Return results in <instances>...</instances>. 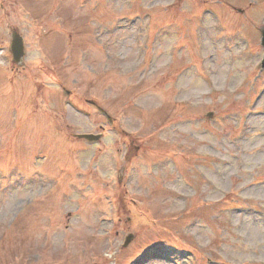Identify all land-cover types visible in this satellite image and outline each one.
Wrapping results in <instances>:
<instances>
[{
  "label": "rangeland",
  "instance_id": "374dc122",
  "mask_svg": "<svg viewBox=\"0 0 264 264\" xmlns=\"http://www.w3.org/2000/svg\"><path fill=\"white\" fill-rule=\"evenodd\" d=\"M263 26L264 0H0V264H264Z\"/></svg>",
  "mask_w": 264,
  "mask_h": 264
},
{
  "label": "water",
  "instance_id": "95a60500",
  "mask_svg": "<svg viewBox=\"0 0 264 264\" xmlns=\"http://www.w3.org/2000/svg\"><path fill=\"white\" fill-rule=\"evenodd\" d=\"M261 34H262L261 44L264 48V28L262 29ZM11 52L13 55L14 62L17 64H22V59L24 57L23 40L16 33L12 34ZM261 66H262V68H264V58H263V61L261 63ZM78 138L86 139L89 142L99 140V136H93V135H81V136H78ZM132 238L133 237L131 235L129 237H127V239L125 241V245H127L128 242L131 241Z\"/></svg>",
  "mask_w": 264,
  "mask_h": 264
}]
</instances>
